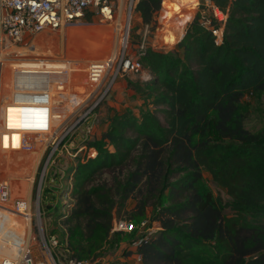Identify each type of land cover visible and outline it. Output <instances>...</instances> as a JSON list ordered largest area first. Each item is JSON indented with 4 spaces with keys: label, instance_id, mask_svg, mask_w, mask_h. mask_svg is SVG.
<instances>
[{
    "label": "trees",
    "instance_id": "1",
    "mask_svg": "<svg viewBox=\"0 0 264 264\" xmlns=\"http://www.w3.org/2000/svg\"><path fill=\"white\" fill-rule=\"evenodd\" d=\"M163 1L137 5L152 31ZM209 1L228 14L222 45L200 12L173 48L146 44L138 55L149 79L128 81L138 110H111L86 142L97 156L71 168L60 198L72 207L54 213L70 258L95 262L116 217L138 227L151 210L162 229L133 233L143 264H264V132L246 128L244 104L264 95V0Z\"/></svg>",
    "mask_w": 264,
    "mask_h": 264
},
{
    "label": "built area",
    "instance_id": "2",
    "mask_svg": "<svg viewBox=\"0 0 264 264\" xmlns=\"http://www.w3.org/2000/svg\"><path fill=\"white\" fill-rule=\"evenodd\" d=\"M139 1L0 0V153H34L39 143H42L39 153L43 152V157L40 158L31 182L32 192L37 172L40 169L36 205H34L35 214L32 213V194L30 198L22 197L20 194L18 197H13L11 184L8 181H0V233L11 235H8L10 244L12 248L17 249V257H20L24 264H58V262L59 264H89L72 258L61 262L58 257H55L50 246L55 248L61 244L59 235L52 236L49 241H46L44 235L42 249L47 259L38 261L29 250H26L24 239L22 240L18 234L5 231V229L6 224L9 223L10 214L22 216L28 220L29 225L32 224L33 217L41 221L42 217L47 214L41 204L43 193L46 190V181L51 179L53 184V178H50L53 174L51 171L58 169L65 156L77 157V153L73 156L70 153V149L75 146V143H70L71 134L74 132L72 129L75 128L74 130L78 131L80 126L86 123L84 133L91 136L94 132L93 117L99 103L107 98L110 92L108 88L102 94L109 78L114 77V80L123 76L131 78L144 73L138 51L144 50L145 42L141 41L134 59L126 56L132 17ZM205 3L210 9L206 10L202 7L200 10L201 23L212 33L216 45L220 46L224 41L228 14L222 12L209 0H205ZM95 22L115 28L121 46L112 59L89 63L86 69V80L90 87H83L79 83L73 85L68 71L52 69L46 61L41 62L38 58L34 59L28 67H15L20 65L17 63H20L22 58H10L9 60L1 58L3 52L8 49H28L43 32H62L71 26H86ZM143 30L145 37L154 32L149 25L144 24ZM42 60L50 61L49 59ZM9 67L12 69L10 70V83H8L9 93H5L3 80ZM80 89L83 90L79 91ZM94 96L99 97L98 100L86 111V105ZM9 110L19 112L20 127L18 130L10 128L7 122ZM70 115L75 117L79 115L73 127L69 126ZM15 135L20 137L19 149H13ZM5 141L7 147H5ZM81 149H86V147ZM86 154L87 158H95L97 151L88 148ZM68 189H71V180L66 190ZM144 226L146 222L143 221L138 227L140 232L144 230ZM136 229V226L128 220H121L114 223L111 234L114 232L133 233ZM152 233L154 232L148 234ZM1 258L0 264H18L17 258L13 256L7 255Z\"/></svg>",
    "mask_w": 264,
    "mask_h": 264
},
{
    "label": "rangeland",
    "instance_id": "3",
    "mask_svg": "<svg viewBox=\"0 0 264 264\" xmlns=\"http://www.w3.org/2000/svg\"><path fill=\"white\" fill-rule=\"evenodd\" d=\"M202 7L206 10L210 9V7L206 6L205 0H165L163 10L157 17L159 28H157L154 32H151V34L149 33L147 37L144 35L145 33L141 17L135 11L133 13L130 26L126 56L132 59L135 58L139 48L137 41L145 42V44H150L152 47L159 49L173 48L182 39L188 25L195 19L200 10H202ZM192 14L194 15L188 22ZM103 25L104 24L95 22L86 26H71L62 32L46 31L40 34L37 39L32 42L28 49H8L4 54L9 55L8 57L12 59L22 58L23 60L20 62L22 64H27L25 66H29L36 58L41 59V62L46 61L52 69H66V71H68L71 75L73 85H78L79 83L83 87H90V84H88L86 80V69L89 63L94 60L106 61V57L108 59H112L113 55H111L110 52L114 51L115 54L121 46L118 33L113 30L112 27ZM109 32L114 35V38L111 40L110 37H108ZM159 33L160 35L157 36ZM81 36H84V39H81ZM165 36L168 38L166 39L167 44L161 43V40H163ZM26 44L28 45L30 43ZM42 59H49L50 61ZM147 73L148 72L144 70V74L136 75L131 78L125 76L118 77L115 80L114 77L109 78L107 85L102 90V94L108 88H110V92L107 98L103 100V106L99 111H96V114L93 117L95 128L94 132H92L91 136H87L86 133H84L87 127L86 123L81 125V128L78 129V131L74 130L75 128L72 129L74 132L71 134L70 143H75V146L73 149H70V153L72 156L76 153L78 155L76 158L70 157V155L69 157L65 156L60 162L58 169L51 171L53 174L50 178H53V184L51 179L46 181V190L43 193V200L41 204L47 214L42 217L41 221L36 217H33L32 224L27 225V235L25 233H21L17 226H14L12 222L6 224L5 231L14 232L18 234L22 240L24 239V246L26 250H29V252H31L34 258L38 261H45L47 259V256L42 249L43 237L46 236V241H49L52 236L59 235V232L63 229L64 218L57 219L54 216V213L57 211V206H61L62 204L66 205V211L72 207L70 199H61L60 196L61 193L67 189L70 180L72 189L73 173L70 171L71 168L77 165L78 160L81 159V161H83L87 158L86 149H88V146L86 145V142L91 141L94 137H100L105 128L104 122L108 113L111 110H116V108L113 107V103L118 104L117 108L120 111L128 109L135 111L138 110L140 101L134 96L133 92L128 89V81L137 82L139 80H147L149 79ZM142 76L144 78H141ZM121 82L125 84L127 89L126 87L118 89V92H122L120 98L118 97V99L116 98L117 94L114 90L116 86L118 88L119 83ZM81 90L83 89H80L79 91ZM127 90H130L132 95L126 93ZM98 98L94 96L90 99L89 104L86 105V111L98 100ZM244 104L248 110L245 112L246 128L254 133L264 132V95L250 92L245 96ZM78 118L79 115L76 117L70 115L69 126L73 127V125L77 123ZM19 144L20 137L18 136L16 138L14 136L13 149H19ZM41 144L42 143H39L38 146H36V151L30 154L0 153V181H8L11 184L13 197H18L19 194L22 197H27L26 194L31 191L32 178L37 171L40 158L43 157V152L39 153ZM5 147H7L6 141ZM82 147H86V149H81ZM39 172L40 169L37 172L38 175L33 188V214L36 213L34 205H36V192L40 180ZM207 181L215 196L220 197L225 202L229 200L225 191L219 188L209 177H207ZM25 191H27L26 194ZM133 206L134 205L131 206V209ZM63 212L64 211H62V213ZM151 215V210H149V213L145 214V216L141 218L142 222H146V226L143 227L144 230L140 232L138 229L139 225L138 227L136 226L137 229L133 233L137 231V233L147 234L161 230L162 225L160 221L153 218L151 219ZM126 218H129V216L123 215L120 218L116 217L115 222L127 220ZM21 219L22 218L20 217H15L13 222H19ZM43 231H45V234H43ZM133 233L114 232L109 244H107L102 250V255L98 258V260L93 263H88L96 264L99 263V261H102L103 264H143L140 256L134 253L135 246L133 243L135 241L132 243L134 238ZM8 235L11 236L10 234ZM8 235L4 232L0 233V260L2 259L1 257L8 255L17 258L18 264H24L23 260L20 257H17V249L12 248ZM50 248L53 255L58 257L61 262L70 258V252L66 245L59 244L58 247L54 248L50 246Z\"/></svg>",
    "mask_w": 264,
    "mask_h": 264
},
{
    "label": "bare ground",
    "instance_id": "4",
    "mask_svg": "<svg viewBox=\"0 0 264 264\" xmlns=\"http://www.w3.org/2000/svg\"><path fill=\"white\" fill-rule=\"evenodd\" d=\"M128 20H129V17H128ZM103 26H106V25H103ZM113 30H115V28L113 29ZM116 31V30H115ZM114 34V33H113ZM100 37V36H99ZM108 37H110V40L111 39H113L114 38V35H112V33H110L109 32V34H108ZM81 39H84V36H81L80 37ZM107 38V37H106ZM101 39V38H100ZM40 40V39H39ZM50 40V39H49ZM42 41V40H41ZM40 41V42H41ZM5 52H3V54H2V56H1V58H2V60H9L10 58L8 57L9 55H7V54H4ZM110 54L111 55H115L114 54V51H112V52H110ZM12 59V58H11ZM91 59H93V58H91ZM111 59V58H110ZM83 60H85V59H83ZM88 60V59H87ZM106 60H108V58L106 57ZM95 61V60H94ZM17 64H20L19 66H15V67H28V66H25V65H27V64H22L21 62L20 63H17ZM32 64V63H31ZM10 67H12V66H10ZM9 67V69H8V71L6 72V74L4 75V80H3V84L5 85V93H9V87H8V83H10V77H11V72H10V70H12L11 68ZM62 70H66V69H62ZM4 108H6V106H4ZM10 112V111H9ZM14 116H15V114H14ZM17 116V115H16ZM14 119V118H13ZM16 148V147H15ZM15 217H20V218H22L21 219V221H19V222H13V220H14V218ZM9 222H12L13 223V225L14 226H17V228L20 230V232L21 233H25L26 235H27V233H28V230H27V228H28V220H26V219H24L22 216H15V215H13V214H10L9 215ZM13 218V219H12ZM12 219V220H11Z\"/></svg>",
    "mask_w": 264,
    "mask_h": 264
},
{
    "label": "crops",
    "instance_id": "5",
    "mask_svg": "<svg viewBox=\"0 0 264 264\" xmlns=\"http://www.w3.org/2000/svg\"><path fill=\"white\" fill-rule=\"evenodd\" d=\"M164 2H165V0L163 1V6H164ZM206 4V3H205ZM89 25H91V24H89ZM161 33V32H160ZM160 33L157 35V36H159L160 35ZM166 39H168L166 36L163 38V40L165 41H163V40H161L162 42L161 43H165V44H167V41H166ZM52 40V39H51ZM160 40V39H159ZM70 66H73V65H70ZM77 68V67H76ZM74 70H76V69H74ZM144 74V73H143ZM144 76V75H143ZM147 76L149 77V73H147ZM124 87H126L125 86V84L124 83H119V86H118V88H117V86H116V88H115V90H114V92L117 94L116 95V98H120V96H121V94H122V92H118V89H120V88H124ZM126 89H127V87H126ZM126 93H128V94H131L132 95V92L130 91V90H127L126 91ZM118 98V99H119ZM124 99V98H123ZM125 101V100H124ZM113 107H115L116 108V111H120L117 107H118V104L117 103H113ZM10 112H8V120H7V122L9 123V125H10V128H13V129H16V130H18L19 129V127H20V115H19V112H17V110H9ZM125 111V110H124ZM14 114H15V116H14ZM17 115V116H16ZM14 118V119H13ZM15 137L17 138L18 137V135H15ZM34 188V187H33ZM33 192V191H32ZM31 191L29 192V193H27V191H25V194H26V196H27V198H30L31 197V194L33 195V193H32ZM102 262V261H101ZM97 264V263H96ZM101 264H103V263H101Z\"/></svg>",
    "mask_w": 264,
    "mask_h": 264
},
{
    "label": "water",
    "instance_id": "6",
    "mask_svg": "<svg viewBox=\"0 0 264 264\" xmlns=\"http://www.w3.org/2000/svg\"><path fill=\"white\" fill-rule=\"evenodd\" d=\"M183 37H184V35L182 36V39H183ZM182 39H181V40H182ZM59 240L62 241V236H60V235H59ZM101 263H102V262L99 261V263H97V264H101Z\"/></svg>",
    "mask_w": 264,
    "mask_h": 264
}]
</instances>
